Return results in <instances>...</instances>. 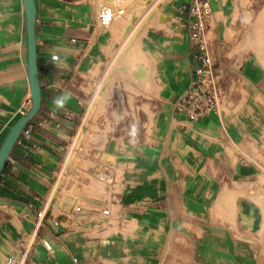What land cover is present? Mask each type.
<instances>
[{"label": "crops", "instance_id": "crops-1", "mask_svg": "<svg viewBox=\"0 0 264 264\" xmlns=\"http://www.w3.org/2000/svg\"><path fill=\"white\" fill-rule=\"evenodd\" d=\"M33 1L41 105L0 173V264H264V65L245 32L258 30V0L211 1L205 33L221 92L196 121L174 110L195 66L188 14L177 15L190 0H136L147 59L132 76L155 91L156 111L133 145L82 160L68 84L105 61L114 21L98 25V0ZM26 54L22 1L0 0V146L30 107Z\"/></svg>", "mask_w": 264, "mask_h": 264}, {"label": "rangeland", "instance_id": "rangeland-1", "mask_svg": "<svg viewBox=\"0 0 264 264\" xmlns=\"http://www.w3.org/2000/svg\"><path fill=\"white\" fill-rule=\"evenodd\" d=\"M106 1L123 9V14L110 25L115 27L116 33L104 51L106 59L93 70L80 72L68 84L70 92L79 98L83 119L71 141V145L79 150L77 153L72 151L76 160L86 159L85 156L92 155L93 150L106 152L114 147L133 145L140 130H149L157 108L155 91L145 92L142 83L132 76L134 63L147 59L140 42L143 36L140 32L143 24L138 22L140 8L136 0ZM256 6L251 15L258 30L255 26L252 35L250 26H247L245 32L253 37L252 46L251 40L248 41V52L264 65V0H258ZM138 72L139 69L135 73L137 78L140 77ZM89 109H94L91 119L87 118Z\"/></svg>", "mask_w": 264, "mask_h": 264}, {"label": "built area", "instance_id": "built-area-1", "mask_svg": "<svg viewBox=\"0 0 264 264\" xmlns=\"http://www.w3.org/2000/svg\"><path fill=\"white\" fill-rule=\"evenodd\" d=\"M115 1L119 3L120 0ZM211 1L190 0L188 4L181 5L177 9L179 22H182L184 12L188 14L187 22L182 24L188 31L189 50L195 62L189 85L174 103L175 112L182 115L187 121H196L209 113L216 112L218 108L221 89L214 79L212 59L208 51V40L205 33V20L212 12ZM122 14L123 9L115 6L113 2L98 0L96 3V19L101 28H107ZM56 61L57 56H51L46 64ZM28 133L29 130H23L20 135L28 138ZM17 143H20L19 138ZM10 162L13 161L10 160ZM43 217L44 212L41 210L37 214V219ZM41 244L48 253H52V249L46 241L41 240ZM7 264H16L15 258H9Z\"/></svg>", "mask_w": 264, "mask_h": 264}, {"label": "water", "instance_id": "water-1", "mask_svg": "<svg viewBox=\"0 0 264 264\" xmlns=\"http://www.w3.org/2000/svg\"><path fill=\"white\" fill-rule=\"evenodd\" d=\"M23 4L26 24V63L27 81L30 92V107L10 128L0 146V173L4 168L9 154L17 142L22 130L38 113L41 105V89L38 78L37 47L35 38L36 9L33 0H21Z\"/></svg>", "mask_w": 264, "mask_h": 264}, {"label": "bare ground", "instance_id": "bare-ground-1", "mask_svg": "<svg viewBox=\"0 0 264 264\" xmlns=\"http://www.w3.org/2000/svg\"><path fill=\"white\" fill-rule=\"evenodd\" d=\"M137 44V43H136ZM138 51V50H137ZM136 73V72H135ZM139 73V72H138ZM137 75L138 74H135V76L137 77ZM139 78V77H138ZM98 105V104H97ZM98 108V107H97ZM96 108V109H97ZM94 115V109H89V111H88V116H87V118H89V119H91L92 118V116ZM94 117V116H93ZM83 133V132H82ZM81 133V134H82ZM85 134V133H84ZM82 138V137H81ZM80 139V138H79ZM81 141V140H80ZM79 142V141H78ZM71 158H73V157H71ZM73 160V159H72ZM74 161V160H73ZM71 162V159H70V161H69V163ZM69 167V166H68Z\"/></svg>", "mask_w": 264, "mask_h": 264}]
</instances>
